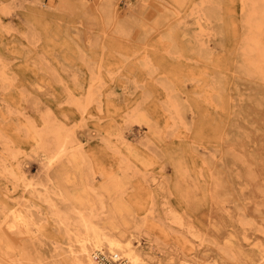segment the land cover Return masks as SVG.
Returning a JSON list of instances; mask_svg holds the SVG:
<instances>
[{
    "label": "rangeland",
    "instance_id": "374dc122",
    "mask_svg": "<svg viewBox=\"0 0 264 264\" xmlns=\"http://www.w3.org/2000/svg\"><path fill=\"white\" fill-rule=\"evenodd\" d=\"M258 49L251 0H0V219L42 232L2 224L0 264H78L81 215L162 264H264Z\"/></svg>",
    "mask_w": 264,
    "mask_h": 264
},
{
    "label": "bare ground",
    "instance_id": "6f19581e",
    "mask_svg": "<svg viewBox=\"0 0 264 264\" xmlns=\"http://www.w3.org/2000/svg\"><path fill=\"white\" fill-rule=\"evenodd\" d=\"M251 4L254 12H256L257 8L261 7L264 13V8L262 7L260 0H251ZM198 25H200L199 22ZM256 58L264 67L263 49H258ZM48 131L49 132H47L46 135H50L51 138L49 141V149L45 154V158L48 164H52L65 153L68 147L66 144L67 140L60 127L54 130L48 129ZM27 185L28 187L34 188L35 183L34 181H32V179H29ZM168 202L169 201H167V203ZM7 211L9 213L6 215V217L3 216L4 218L0 219V226L4 223L8 224L11 228L22 226L32 237L37 239L40 238V236L42 235V232L40 231L41 227L39 228V225L30 219V215L24 212L25 210H23V208H8ZM81 217V224L84 226V229L86 231L85 235H82L83 233L78 229V231L74 233L75 238L73 239V230L70 228L67 229L68 236L71 239V242L67 244L68 252L72 256L73 260L78 264H111V262H119L117 264H162V258L157 256V252L161 251V249L157 250L156 246L150 245L151 240L149 238H141L139 236H136L134 233L129 234L127 237L120 238L113 233L106 231L105 227L99 220L95 222L91 217L86 218L83 215H81ZM89 229L93 230L92 234H89ZM144 241L145 244H143ZM179 264L192 263L188 260L181 259Z\"/></svg>",
    "mask_w": 264,
    "mask_h": 264
}]
</instances>
